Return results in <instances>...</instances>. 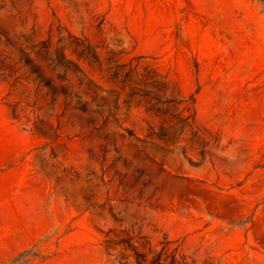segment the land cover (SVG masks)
I'll return each mask as SVG.
<instances>
[{
  "label": "rangeland",
  "instance_id": "1",
  "mask_svg": "<svg viewBox=\"0 0 264 264\" xmlns=\"http://www.w3.org/2000/svg\"><path fill=\"white\" fill-rule=\"evenodd\" d=\"M1 264H264V0H0Z\"/></svg>",
  "mask_w": 264,
  "mask_h": 264
},
{
  "label": "crops",
  "instance_id": "2",
  "mask_svg": "<svg viewBox=\"0 0 264 264\" xmlns=\"http://www.w3.org/2000/svg\"><path fill=\"white\" fill-rule=\"evenodd\" d=\"M6 236L3 238V234L0 233V264L8 260L9 257L14 256L21 248L17 242L11 239L13 234H7Z\"/></svg>",
  "mask_w": 264,
  "mask_h": 264
}]
</instances>
